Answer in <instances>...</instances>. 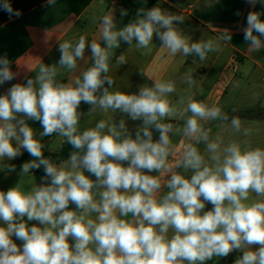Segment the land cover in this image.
<instances>
[{
  "label": "clouds",
  "instance_id": "1",
  "mask_svg": "<svg viewBox=\"0 0 264 264\" xmlns=\"http://www.w3.org/2000/svg\"><path fill=\"white\" fill-rule=\"evenodd\" d=\"M56 3L46 0V6ZM0 9L10 18L21 15L10 0H2ZM261 15L250 11L241 29L251 51L264 49ZM184 19L159 6L139 9L134 21L119 28L114 14L93 15L99 40L80 35L75 43L59 42L57 64L41 62L34 78L0 95V170L15 172V165L2 162L22 149L32 157L21 165L19 183L0 191V264H205L233 250L243 253L234 264H264V148L249 143L253 130L190 91L178 94L173 80H153L132 94L110 91V62L122 41L150 52L155 34L171 54L204 62L219 51L220 41L232 40L225 30L217 39L192 42L177 27ZM86 48L90 66L71 83L61 82V70H76ZM115 62L128 61L121 54ZM10 64L0 56V85L15 78ZM181 83L199 89L191 71ZM81 102L90 105L89 116L107 118L81 131ZM117 111L142 121L134 138L124 119L113 122L109 113ZM27 120L40 123V137L55 133L69 143V159L57 164L45 157ZM212 122L220 130L215 135L207 126ZM228 130L244 139L225 141L221 132ZM173 137L188 141L178 154ZM41 168V183H32L31 171ZM152 172L158 175L146 174ZM207 203L213 207L204 211ZM25 218L42 227H29Z\"/></svg>",
  "mask_w": 264,
  "mask_h": 264
},
{
  "label": "crops",
  "instance_id": "2",
  "mask_svg": "<svg viewBox=\"0 0 264 264\" xmlns=\"http://www.w3.org/2000/svg\"><path fill=\"white\" fill-rule=\"evenodd\" d=\"M150 1L57 0L56 5L50 7L46 6V0H44L38 6L22 12L19 17L14 16L1 22L0 56H7L11 62V71L16 75L12 81L0 85V95H4L13 84L25 83L27 78H34L35 71L38 70L41 62L47 65L57 64L60 58L59 42L69 40L75 43L80 35H85L89 42L92 39L99 40V21L96 25L90 23V18L93 15L114 14L119 28L127 25L130 21H134L139 9L159 6L163 10L185 17L184 21L177 27L184 35L190 37L192 42H198L201 39H217L225 30L232 34V40L220 41L219 51L210 52L207 59L200 62L199 58L191 55L186 57L179 53L171 54L166 48L161 47V42L154 34L150 52L137 48V50H133V56L127 60L130 65L135 66L138 63L141 65L138 69L132 70L130 82L133 89L124 93H137L141 86H151L153 80L176 81L178 94L190 91L195 99L203 101L209 106L221 107L230 117L233 115L240 117L244 125L253 130L252 135L247 138L251 146L264 148V116H259L258 119L254 118L255 116H246L247 113L253 114L256 110H260L261 113L264 111V49L251 51L249 45L244 41L241 31L243 27H246L248 13L250 11L264 13V5L257 3L253 8L247 0H210V7L205 6V0H192V3L185 6L170 3L168 0H153L154 2L149 5ZM10 2H14V0H10ZM121 9L127 10L126 16H121ZM237 12L240 14L236 15ZM1 13L3 12H0V16ZM261 20H264V15H261ZM132 47H135V43L126 49L132 50ZM91 62V52L86 48L85 59L77 62L78 68L72 72L61 70L62 74L58 79L64 83H71L90 66ZM187 71L193 73L199 89L194 87L189 90L186 84L181 83V77ZM176 98L177 94H173L172 99ZM89 109L90 105L87 104L85 109L79 111L82 113L80 118L81 131L94 127L100 119L107 118L101 114L89 116ZM109 115H112L114 123L124 119L129 131L137 130L142 124V121H133L119 111L109 113ZM92 121L93 125L90 123ZM26 122L33 128L36 137L41 139L39 134L43 128L40 123L34 120H27ZM217 123L212 122L207 125L212 128L213 135L220 131L216 126ZM221 134L225 141L244 139L230 130L221 132ZM56 139L58 146L51 147ZM153 139L156 140L158 137ZM64 142L57 134L51 136L43 143L44 156L50 158V154L57 151ZM186 142L188 141L182 137H173L177 154ZM21 151L22 155L27 157L25 162L32 159L26 151L23 149ZM17 158L6 159L5 161H14ZM56 163L59 164L60 162ZM22 164L15 166V172L7 171L0 174V191L6 192V187L14 180H17V184L19 183ZM125 166H127L126 163ZM85 174L89 175L88 173ZM146 174L158 175L157 172ZM31 175L33 177L32 183L39 185L41 177L44 175L43 168L33 169ZM90 178L95 179L92 176ZM28 180L29 177L23 178L22 182L25 187H28ZM15 186L16 184L13 187ZM212 207L210 203L205 205V209ZM74 209L75 205L70 204L69 210ZM25 222L29 227L33 224L42 227L37 221H27L25 218ZM15 240L18 242H15L18 246H22V241L16 238ZM69 242L72 243L71 238H69ZM258 247V245H253L252 249L256 250ZM238 251L239 257H241L243 253ZM232 261L230 253L227 257H213L205 264H232Z\"/></svg>",
  "mask_w": 264,
  "mask_h": 264
},
{
  "label": "rangeland",
  "instance_id": "3",
  "mask_svg": "<svg viewBox=\"0 0 264 264\" xmlns=\"http://www.w3.org/2000/svg\"><path fill=\"white\" fill-rule=\"evenodd\" d=\"M192 2H193L192 0L191 1L185 0L184 3L181 5L185 6V5L192 3ZM128 46H129L128 44H126L125 42L122 41L120 43V47L114 50L115 55H114L112 61L110 62V72H109V75L112 76L114 79V84H113L112 88L110 89V91L111 90H119V91H123V92H130L133 89L131 86V82H130V77H132V70L134 68L138 69V67L141 64L138 63L137 65L134 66V65H130L129 62H127L123 65H117L115 62V57L119 56L121 54H124L126 56L127 60L133 56V52H134L133 50H135V49L137 50V48L132 47L131 48L132 50H127L126 48ZM116 77H118V78H116ZM105 86H107V85H105ZM85 108H86V106H85ZM90 123L93 125V121ZM57 143H58V140L56 139L52 143L51 147H57L58 146ZM15 184L17 185V180L16 181L14 180L11 184H9L6 187V191L9 188H12ZM165 191H167V189ZM207 210H210V209H204V211H207ZM13 241L18 243L14 237H13ZM238 252H239L238 250H233V252H231L233 263L239 258Z\"/></svg>",
  "mask_w": 264,
  "mask_h": 264
},
{
  "label": "trees",
  "instance_id": "4",
  "mask_svg": "<svg viewBox=\"0 0 264 264\" xmlns=\"http://www.w3.org/2000/svg\"><path fill=\"white\" fill-rule=\"evenodd\" d=\"M43 1L44 0H26V1L18 0L16 2V0H14V2H10V3L12 4L13 9L20 10V12L22 13V12L28 10L29 8L38 6ZM0 2H2V0H0ZM152 2H154V1L151 0L149 5H151ZM0 12H3V13H1V16H0V23L5 21V20H8L10 18L9 14L6 11H4L3 9H0ZM75 12L77 13L78 11H75ZM86 105L87 104H85L84 102H81V105L79 106L78 111H82L85 108ZM260 113H261L260 110H256V111L253 112V114L247 113L246 116H250V117L255 116L254 118L258 119L259 116H264V111H262L261 115H260ZM130 132L132 133L133 138H134L136 130H133V131H130ZM54 134H52L51 136H53ZM51 136L42 137L40 139L41 143H44ZM158 136H159V133L156 132L155 130H153V138L158 137ZM72 151H74L72 146L65 141L64 143L61 144V146L57 149V151H55L54 153L50 154V159L53 160L54 162H61V161L67 160V159H69L70 154H71ZM26 159H27V157H25V155H22L21 157L17 158L14 161H3L2 163H6V164H9V165L17 166L18 164L24 163ZM4 172H7V171L6 170H0V174H2Z\"/></svg>",
  "mask_w": 264,
  "mask_h": 264
},
{
  "label": "water",
  "instance_id": "5",
  "mask_svg": "<svg viewBox=\"0 0 264 264\" xmlns=\"http://www.w3.org/2000/svg\"><path fill=\"white\" fill-rule=\"evenodd\" d=\"M185 0H168V2L173 4H183Z\"/></svg>",
  "mask_w": 264,
  "mask_h": 264
}]
</instances>
